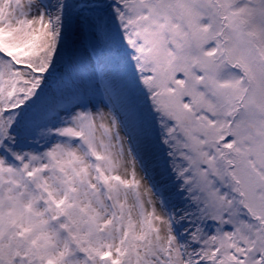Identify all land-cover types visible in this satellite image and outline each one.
I'll return each instance as SVG.
<instances>
[{
  "label": "snow or ice",
  "instance_id": "snow-or-ice-1",
  "mask_svg": "<svg viewBox=\"0 0 264 264\" xmlns=\"http://www.w3.org/2000/svg\"><path fill=\"white\" fill-rule=\"evenodd\" d=\"M0 264H264V0H0Z\"/></svg>",
  "mask_w": 264,
  "mask_h": 264
}]
</instances>
